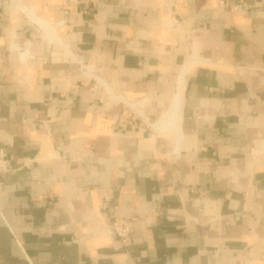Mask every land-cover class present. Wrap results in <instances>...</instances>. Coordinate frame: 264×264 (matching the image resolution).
<instances>
[{"label":"crops","instance_id":"crops-1","mask_svg":"<svg viewBox=\"0 0 264 264\" xmlns=\"http://www.w3.org/2000/svg\"><path fill=\"white\" fill-rule=\"evenodd\" d=\"M239 1L0 0V264H264V0Z\"/></svg>","mask_w":264,"mask_h":264},{"label":"built area","instance_id":"built-area-1","mask_svg":"<svg viewBox=\"0 0 264 264\" xmlns=\"http://www.w3.org/2000/svg\"><path fill=\"white\" fill-rule=\"evenodd\" d=\"M251 0H240L239 4L232 8V12L236 13H244L252 8L258 7L259 4L250 5ZM175 23L174 21H172ZM79 69L82 71L83 76L86 79H92L97 83L100 87L104 89L102 85H100L97 81V78L93 75V72L88 66L83 64H79ZM134 110V109H133ZM141 111L140 106H136L135 114L141 119L143 115H138V111ZM9 172V167L7 165V161L3 156H0V175H4ZM134 219H130L129 221H123L120 219H113L108 227L105 229L106 235L114 240H116L122 248H128L131 245V235L133 233L132 224L134 223Z\"/></svg>","mask_w":264,"mask_h":264},{"label":"bare ground","instance_id":"bare-ground-1","mask_svg":"<svg viewBox=\"0 0 264 264\" xmlns=\"http://www.w3.org/2000/svg\"><path fill=\"white\" fill-rule=\"evenodd\" d=\"M13 6V4H12V2L10 1V7H12ZM16 11V10H15ZM20 11V9H18L17 10V12H19ZM38 27V26H37ZM14 47V45H11V48H13ZM28 47V46H27ZM21 58L24 60L25 58H27L29 55L26 53V52H24V53H22L21 55ZM169 120V119H168ZM172 120H174L173 118H172ZM171 120V121H172ZM173 122V121H172ZM175 124V123H174ZM165 129V128H164Z\"/></svg>","mask_w":264,"mask_h":264}]
</instances>
